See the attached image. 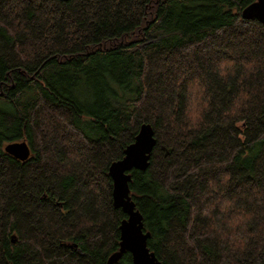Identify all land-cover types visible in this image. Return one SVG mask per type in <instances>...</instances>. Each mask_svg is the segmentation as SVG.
Instances as JSON below:
<instances>
[{
    "label": "trees",
    "instance_id": "1",
    "mask_svg": "<svg viewBox=\"0 0 264 264\" xmlns=\"http://www.w3.org/2000/svg\"><path fill=\"white\" fill-rule=\"evenodd\" d=\"M255 0H0V264H106L129 195L162 264H264V25ZM26 141L28 159L5 152ZM115 264H134L124 252Z\"/></svg>",
    "mask_w": 264,
    "mask_h": 264
},
{
    "label": "water",
    "instance_id": "2",
    "mask_svg": "<svg viewBox=\"0 0 264 264\" xmlns=\"http://www.w3.org/2000/svg\"><path fill=\"white\" fill-rule=\"evenodd\" d=\"M241 15L245 19L256 18L264 25V0H255L243 8ZM156 143L154 130L150 124H141L134 141L124 149L121 159L112 162L108 173L112 179V202L127 217L120 224L119 249L111 254L106 264H115L124 252H130L134 264H162L147 246L149 232L143 231L142 216L135 208L129 195L128 183L132 169L145 170L149 164L151 151ZM5 152L24 161L30 155L26 141L10 142L4 146Z\"/></svg>",
    "mask_w": 264,
    "mask_h": 264
}]
</instances>
